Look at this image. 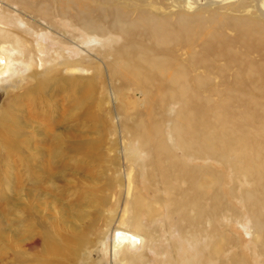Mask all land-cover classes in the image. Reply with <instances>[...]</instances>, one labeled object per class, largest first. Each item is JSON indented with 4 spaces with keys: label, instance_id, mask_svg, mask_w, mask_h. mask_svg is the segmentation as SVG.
I'll use <instances>...</instances> for the list:
<instances>
[{
    "label": "bare ground",
    "instance_id": "obj_1",
    "mask_svg": "<svg viewBox=\"0 0 264 264\" xmlns=\"http://www.w3.org/2000/svg\"><path fill=\"white\" fill-rule=\"evenodd\" d=\"M0 30V77L31 69L1 105L4 169L29 157L36 115L50 139L29 161L60 178L59 160L96 178L110 164L107 186L147 209L124 230L156 245L150 264H264V0H0ZM227 220L250 224L248 254ZM129 232L111 255L149 264L124 253L139 242Z\"/></svg>",
    "mask_w": 264,
    "mask_h": 264
},
{
    "label": "rangeland",
    "instance_id": "obj_2",
    "mask_svg": "<svg viewBox=\"0 0 264 264\" xmlns=\"http://www.w3.org/2000/svg\"><path fill=\"white\" fill-rule=\"evenodd\" d=\"M208 3L210 1L203 4ZM0 38L5 39L1 30ZM15 63L17 64L13 63V71L11 70L0 77V114L3 111L1 105L6 93L17 89L20 82L25 85L28 81V73L31 71L22 62ZM213 81L215 80L213 79ZM124 93L122 92L120 95H124ZM54 98L55 96L51 97L52 102ZM108 99L107 92V100H104L106 106L111 104ZM180 104L179 102L176 106H170L167 112L172 113ZM35 116L33 118L36 119L30 122L34 127L30 125L27 129L29 135L33 133V140L29 149L25 148L26 154H23L24 157L29 156L26 158L28 161L31 153L37 151L36 156H39V153L42 152L41 148L46 149L48 143L46 141L50 139V133L40 124L38 116ZM73 126V124L65 126L66 128L60 126L57 127V130L60 132L73 131ZM112 137V135H108L105 149H114ZM43 145L45 146L43 147ZM132 151L133 149L129 148L127 154H133ZM19 156L21 155L17 154V157ZM76 157L79 156L76 155ZM26 160L15 159V162L12 161L11 166H8L7 169H4L1 166L3 164L0 163V229L4 230V235L0 231V264H128L127 259L121 256L123 249L113 252L111 255V245L116 241L117 232H129L124 230L128 226V222L146 221L147 209L130 210L129 206H125L131 192L129 195L124 192V182L120 185L114 184L110 188L107 186L109 174L113 172L111 165L106 161L100 162V165L109 164V166L105 175L103 174L104 177L96 178L88 177L89 175L84 169L81 171L82 164L63 166L66 162L59 160L60 165L62 164L59 173L63 174L60 178L56 177L58 169L53 168L49 171L41 159H31L29 163ZM3 162H8V160L5 159ZM27 164H32V166L27 169ZM223 170L228 172L225 167ZM49 174H53V176ZM138 182H141L140 192L146 194L147 183L140 179ZM224 188L226 187L224 186ZM104 194L110 196L109 207H103L102 203L97 200V197L101 198ZM154 210L158 211L159 209ZM164 214V210L161 209L159 216L163 218ZM168 220L173 221L171 217H168ZM92 223L95 224L92 225ZM249 225L248 222L239 223L230 220L224 223V227L230 226L232 232L240 236L244 254L251 251L247 245L254 242ZM157 232L165 235L163 229H159ZM134 235L139 238V244L137 243L135 246L126 243L124 253L131 256L145 252L144 256L139 257L140 260L149 261V264L155 262L156 257L153 249L156 248V245L150 244L149 246L140 235ZM116 242L119 245L123 244L122 241L117 240ZM260 258L258 254L251 255L250 264L254 263V259L257 264H260Z\"/></svg>",
    "mask_w": 264,
    "mask_h": 264
}]
</instances>
